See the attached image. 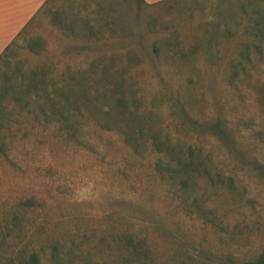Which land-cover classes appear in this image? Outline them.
I'll return each instance as SVG.
<instances>
[{
	"label": "rangeland",
	"instance_id": "obj_1",
	"mask_svg": "<svg viewBox=\"0 0 264 264\" xmlns=\"http://www.w3.org/2000/svg\"><path fill=\"white\" fill-rule=\"evenodd\" d=\"M59 1L61 10L66 2L80 10L71 18H85L95 35L78 23L74 35L50 26L46 17L34 20L15 42L12 71L56 80L97 60L125 68L121 79L127 95L138 96L141 109L154 111L174 138L199 148L211 173L231 178L233 189L196 178L189 182V194L177 197L154 172L153 157L132 154L114 133L85 118L80 145L62 143L13 106L0 77V105H6L0 109L6 114L0 116L6 149L0 155V217L11 226L21 223L0 247V264H17L16 237L35 228L43 246L67 232L100 263L97 247L107 226L149 236L157 257L170 263L251 260L264 248V107L257 94L264 64L229 66L236 44L226 27L213 36L204 25L212 7L202 12L189 0H154L141 7L133 0ZM32 37L41 42L36 54L25 47ZM216 123L226 142L210 134ZM29 198L33 207H18ZM40 264H52L48 251Z\"/></svg>",
	"mask_w": 264,
	"mask_h": 264
},
{
	"label": "trees",
	"instance_id": "obj_2",
	"mask_svg": "<svg viewBox=\"0 0 264 264\" xmlns=\"http://www.w3.org/2000/svg\"><path fill=\"white\" fill-rule=\"evenodd\" d=\"M133 1L137 7L149 6L143 0ZM189 1L202 12L212 7L208 11L213 16L209 15L210 22L204 24L212 29V35H216L217 28L226 27L227 38H232L236 44L234 56L229 59L232 69H244L254 62L264 64V0ZM35 17L25 24L0 53V77L5 79L4 92L8 90L6 95L10 94L8 100L13 102V106L32 115L35 121L40 122L44 132L45 129L50 130L51 137L58 138L65 144L80 145L79 126L83 118L100 130L114 133L132 154L140 156L145 152L154 158V172L177 197H186L189 194V182L196 178L201 179L204 185L211 186L215 180L228 189H233L231 178L223 177L218 172L211 173L199 148L174 138L169 131L162 129L154 111L141 109V99L138 96L131 98L127 95V88L121 79L125 68L115 70L112 63L101 65L100 60H97L86 70L68 72L65 78L56 80L35 71L28 74H16V70L12 71L10 62L15 53V42L22 37ZM57 20L58 28L74 35L75 32L72 31L76 23L84 25L87 35H95L89 31L91 26L88 21L81 16L65 18L58 15ZM40 43L38 38L32 37L25 40V47L36 54ZM82 49L78 48L76 51ZM111 59L112 56L109 61ZM14 81L18 82L17 89L14 88ZM257 94L259 104L264 107V81L257 88ZM176 105L179 110L182 109L180 100L176 99ZM4 106L6 105H0V109ZM3 115L6 116L0 113V116ZM211 126L210 134L226 142L228 136L221 131L219 123ZM1 133L0 126V155L5 156L6 149L2 142L5 136ZM21 206L31 208L34 200L29 198L20 202L18 207ZM16 217L14 212L11 218L17 221ZM17 224L21 228L20 222L11 226L0 217V247L6 242L11 230H19ZM37 229L25 233L23 238L16 237L19 248L14 259L17 264H40L46 251L52 264H180L158 258L149 236L124 226L105 228L97 247L100 263L97 258L85 255L67 232L60 234L48 246H43L37 240L40 235ZM6 264L12 263L7 261ZM243 264H264V248Z\"/></svg>",
	"mask_w": 264,
	"mask_h": 264
},
{
	"label": "crops",
	"instance_id": "obj_3",
	"mask_svg": "<svg viewBox=\"0 0 264 264\" xmlns=\"http://www.w3.org/2000/svg\"><path fill=\"white\" fill-rule=\"evenodd\" d=\"M143 1L150 4L147 2L154 0ZM62 3L59 0H0V53L33 16L35 20L46 17L50 26L58 28V15L67 18L80 11L67 2L66 10H61Z\"/></svg>",
	"mask_w": 264,
	"mask_h": 264
}]
</instances>
